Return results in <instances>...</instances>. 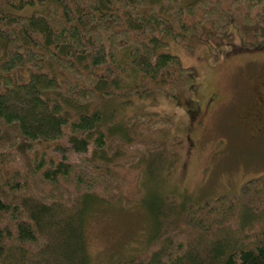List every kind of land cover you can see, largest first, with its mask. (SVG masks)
I'll list each match as a JSON object with an SVG mask.
<instances>
[{"label":"trees","instance_id":"trees-1","mask_svg":"<svg viewBox=\"0 0 264 264\" xmlns=\"http://www.w3.org/2000/svg\"><path fill=\"white\" fill-rule=\"evenodd\" d=\"M241 9L260 22L264 0H0V137L10 138L3 147L14 138L21 151L40 147L25 172L0 150V264H89L84 215L123 198L110 194L124 155L116 142L128 147L148 118L126 107L183 97L195 114V74L166 47L206 22L223 35ZM251 188L242 187L240 207L221 196L194 209L205 219L184 213L183 225L204 238L194 250L164 241L148 260L136 258L143 250L116 264H264V215L250 209L264 193ZM253 221L260 228L249 242L232 232Z\"/></svg>","mask_w":264,"mask_h":264},{"label":"rangeland","instance_id":"rangeland-1","mask_svg":"<svg viewBox=\"0 0 264 264\" xmlns=\"http://www.w3.org/2000/svg\"><path fill=\"white\" fill-rule=\"evenodd\" d=\"M242 13H235L236 25L223 35L206 22L203 32L166 47L195 74L190 108L195 114L182 106L183 97L177 102L160 95L133 98V109L126 107L127 115L143 112L149 119H142V133L128 147L116 142L124 155L114 169L118 183L110 194L123 198L102 199L84 215L83 249L89 264L120 263L143 250L136 258L148 260L164 241L170 247L187 241L192 251L194 244L200 245L195 240L204 238L183 225L187 210L205 219V210L194 209L221 196L240 207L241 189L248 182L264 193V13L260 22L246 21ZM9 140L0 137V150L11 168L25 172L40 147L21 151L16 148L20 138L3 147ZM67 159L80 160L72 153ZM250 206L254 216L264 215L261 199ZM232 227L247 242L260 228L255 221L245 229Z\"/></svg>","mask_w":264,"mask_h":264},{"label":"flooded vegetation","instance_id":"flooded-vegetation-1","mask_svg":"<svg viewBox=\"0 0 264 264\" xmlns=\"http://www.w3.org/2000/svg\"><path fill=\"white\" fill-rule=\"evenodd\" d=\"M264 111V110H263ZM256 128H258V127H256ZM264 129V128H263Z\"/></svg>","mask_w":264,"mask_h":264}]
</instances>
